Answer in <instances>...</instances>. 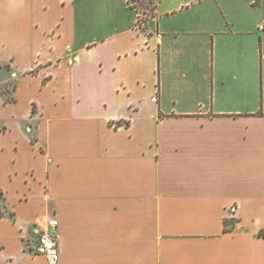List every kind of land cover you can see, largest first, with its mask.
Returning a JSON list of instances; mask_svg holds the SVG:
<instances>
[{
	"label": "crops",
	"instance_id": "1",
	"mask_svg": "<svg viewBox=\"0 0 264 264\" xmlns=\"http://www.w3.org/2000/svg\"><path fill=\"white\" fill-rule=\"evenodd\" d=\"M0 63V264H264V0H0Z\"/></svg>",
	"mask_w": 264,
	"mask_h": 264
},
{
	"label": "built area",
	"instance_id": "2",
	"mask_svg": "<svg viewBox=\"0 0 264 264\" xmlns=\"http://www.w3.org/2000/svg\"><path fill=\"white\" fill-rule=\"evenodd\" d=\"M153 7L154 4L150 3ZM151 11V10H150ZM149 18V11L144 16L139 17L138 24L143 26L145 25V21L143 19ZM59 225L58 220H50L46 228H39L38 240L37 244L34 248V253L37 255L45 256L50 264H58L59 262V249L57 247L56 239L52 232L49 229H53Z\"/></svg>",
	"mask_w": 264,
	"mask_h": 264
},
{
	"label": "rangeland",
	"instance_id": "3",
	"mask_svg": "<svg viewBox=\"0 0 264 264\" xmlns=\"http://www.w3.org/2000/svg\"><path fill=\"white\" fill-rule=\"evenodd\" d=\"M147 13V11L140 10V14L144 16ZM144 21L149 18L143 17ZM145 21V23H146ZM10 70V67L6 64L0 63V95H4L5 101L6 102H11L14 96V91H15V83L12 84L11 81L7 83V80L11 79V72L7 71ZM0 131H5V127L0 126ZM2 196L0 195V198ZM34 251V249H33Z\"/></svg>",
	"mask_w": 264,
	"mask_h": 264
}]
</instances>
